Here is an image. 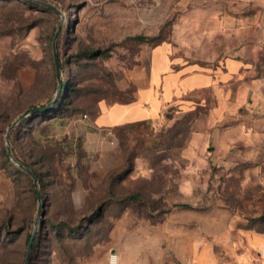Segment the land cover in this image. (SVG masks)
Instances as JSON below:
<instances>
[{
    "label": "rangeland",
    "instance_id": "rangeland-1",
    "mask_svg": "<svg viewBox=\"0 0 264 264\" xmlns=\"http://www.w3.org/2000/svg\"><path fill=\"white\" fill-rule=\"evenodd\" d=\"M43 1L59 11L0 0V36L11 41L0 78V264H24L34 230L26 264H109L111 253L150 249L169 256L180 233L205 232L202 222L264 232V0ZM59 24L62 90L48 111L7 133L55 94ZM179 39L196 64L225 54L244 61L224 86V109L212 117L214 93L201 88L188 109L157 120H84L102 99H132L150 46L169 40L177 53ZM64 83L75 88L68 100ZM6 138L38 176L40 213L31 174L8 155Z\"/></svg>",
    "mask_w": 264,
    "mask_h": 264
},
{
    "label": "crops",
    "instance_id": "crops-1",
    "mask_svg": "<svg viewBox=\"0 0 264 264\" xmlns=\"http://www.w3.org/2000/svg\"><path fill=\"white\" fill-rule=\"evenodd\" d=\"M178 43L181 47L177 53L169 40L151 45L146 72L134 74L137 82L134 97L127 102L102 99L97 111L84 120L94 127H115L143 119L157 120L164 110L167 115V109H188L185 102L190 99L187 96L201 88L214 93L216 104L206 108L212 117L218 114L224 109L220 102L227 105L229 101L224 86L241 69H246L244 61L238 56L225 54L205 57L206 63L199 65L189 43L181 39ZM10 50V37L0 36V78L5 61H10ZM203 100L196 105L206 106L207 101ZM205 223L201 225L205 232L189 234V237L187 233H180L179 242L171 248L173 255L162 256L154 249L140 253L126 250L118 255V264H264L261 253L264 232L236 227L224 231L220 226L215 229L212 223L211 226Z\"/></svg>",
    "mask_w": 264,
    "mask_h": 264
},
{
    "label": "water",
    "instance_id": "water-1",
    "mask_svg": "<svg viewBox=\"0 0 264 264\" xmlns=\"http://www.w3.org/2000/svg\"><path fill=\"white\" fill-rule=\"evenodd\" d=\"M34 1L38 2L41 5L47 6V7L51 8V9H53L55 11H59L58 8L55 5L51 4V3H48V2L43 1V0H34ZM59 26H60V24L58 25V28H57V30L54 33V36H53V39H52V44H51L52 53H53V60H54L55 70H56V77H57V80H58V86L56 88L55 94H54L53 98L51 100H49L47 103L41 104V105H34V106L28 108L27 110L23 111L19 116H17L13 120V122L11 123V125L7 129V133L9 131V129L12 128L14 126V124L20 118H22V117H24V116H26L28 114H31V113L41 112V111H45V110L49 109V107L58 98V96H59V94H60V92L62 90V80H61V77H60V60H59V55H58V52H57V49H56V37H57V33H58ZM7 133H6V136H7ZM6 142H7L6 151H7L8 155L18 165H20L22 168H24L25 170H27L31 174V176L33 178V183H34V185L36 187V196H37V200H38V213H40L41 206H42V202H41V193H40V190L38 189V178H37V175H36V173L31 168H29L28 166L24 165L20 161L16 160V158L12 154L11 147L8 144V139L7 138H6ZM34 232H35V230L32 232V234H31V236L29 238L28 244H27L26 258H25V263L24 264H26V261H27V259L29 257L30 248L32 246V242H33V238H34Z\"/></svg>",
    "mask_w": 264,
    "mask_h": 264
},
{
    "label": "trees",
    "instance_id": "trees-1",
    "mask_svg": "<svg viewBox=\"0 0 264 264\" xmlns=\"http://www.w3.org/2000/svg\"><path fill=\"white\" fill-rule=\"evenodd\" d=\"M135 38H137V39H139V40H146V38L143 36V35H136L135 36ZM157 43V42H156ZM91 54H93V55H97V54H99V52L97 51V50H93L92 52H91ZM63 88L65 89V100H68L69 99V96L71 95V93L75 90V88L74 87H72L69 83H64L63 84ZM131 100V99H130ZM130 100H127V101H130ZM126 101V102H127ZM122 102H125V101H122ZM51 107V106H50ZM50 107H49V109H50ZM59 108H60V111H62V110H66V106L64 105V104H60L59 105ZM49 109H47V110H45V111H41V112H46V111H48ZM35 113H37V112H35ZM144 120H146V119H143V120H138V121H141V122H143ZM136 122V121H135ZM131 123V122H130ZM123 125V124H122ZM37 175V174H36ZM32 177V176H31ZM37 178H38V176H37ZM33 179V178H32ZM30 236H31V234H29V238H30ZM28 238V239H29ZM33 240H34V238H33ZM33 243V242H32Z\"/></svg>",
    "mask_w": 264,
    "mask_h": 264
},
{
    "label": "built area",
    "instance_id": "built-area-1",
    "mask_svg": "<svg viewBox=\"0 0 264 264\" xmlns=\"http://www.w3.org/2000/svg\"><path fill=\"white\" fill-rule=\"evenodd\" d=\"M85 117L87 114H83ZM261 253L264 255V244L262 245ZM109 262L110 264H115L116 263V253H111L109 256ZM128 264H140V263H128Z\"/></svg>",
    "mask_w": 264,
    "mask_h": 264
},
{
    "label": "bare ground",
    "instance_id": "bare-ground-1",
    "mask_svg": "<svg viewBox=\"0 0 264 264\" xmlns=\"http://www.w3.org/2000/svg\"><path fill=\"white\" fill-rule=\"evenodd\" d=\"M110 264V262H109ZM115 264H118V255L116 254V263Z\"/></svg>",
    "mask_w": 264,
    "mask_h": 264
}]
</instances>
